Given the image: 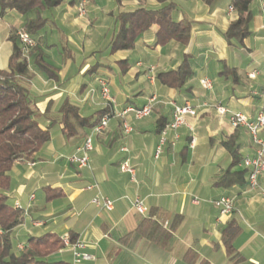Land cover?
<instances>
[{
    "label": "crops",
    "instance_id": "1",
    "mask_svg": "<svg viewBox=\"0 0 264 264\" xmlns=\"http://www.w3.org/2000/svg\"><path fill=\"white\" fill-rule=\"evenodd\" d=\"M231 1L216 0L208 5L203 0H88L85 14H81L79 0H65L43 12L47 22L37 36L41 51L47 56L42 46L49 48L48 36L54 34L57 42H67L64 49L77 55L71 53L63 69L54 66L57 79L31 63L30 97L40 113L41 127L53 133L34 163L20 161L10 172V187L5 192L8 203L25 214L24 224L13 234L17 250L30 237L50 233L86 243L85 252L94 259L80 264H264V198L260 190L250 189L248 172L245 184L216 186L232 164L224 145L229 137L238 135L242 162L255 153L249 133L235 128L230 114L221 116L216 107L253 120L264 104L259 97L264 92V14L255 1L250 36L242 44H230L224 33L238 20L230 9ZM169 4H174L175 22L192 24L188 44L171 41L158 45L159 27L154 25L133 49L111 52L118 15L158 10ZM24 23L16 11L0 16V71L8 68L12 38L24 29ZM51 46L57 43L53 41ZM185 57L190 59L192 78L180 90L162 84L158 75L178 69ZM254 72L256 78H250ZM204 78L212 81L211 90L202 87ZM103 82L116 100L117 112L127 107L140 109L153 97L156 103L146 119L127 116L133 128L130 134L124 132L122 118L112 117L107 131L93 140L90 168L78 169L68 157L91 130L66 135L60 111L68 102L79 108L81 116L96 119L97 112L107 109L101 96ZM186 102L197 116H187L186 125L170 131L161 145L162 130L172 122L174 107ZM125 162L134 169L133 175L121 171ZM242 162L238 169L245 170ZM260 186L264 189V175ZM98 195L113 201L114 209L92 204ZM224 197L234 201L229 216H221L215 204ZM136 198L144 200L145 214L134 208ZM149 218L163 225L166 236L162 244L149 247L148 239L140 236L128 243L123 240ZM230 223L240 229L234 240L236 259L222 240L223 229ZM188 252L195 255L193 263L186 259ZM52 258L74 264L68 249Z\"/></svg>",
    "mask_w": 264,
    "mask_h": 264
},
{
    "label": "trees",
    "instance_id": "2",
    "mask_svg": "<svg viewBox=\"0 0 264 264\" xmlns=\"http://www.w3.org/2000/svg\"><path fill=\"white\" fill-rule=\"evenodd\" d=\"M65 0H0V16L9 11H16L24 19V30L36 41L29 59L22 54L17 35L12 38L13 53L6 70L0 71V264H71L52 258V255L64 248L63 239L55 234L46 233L30 237L22 250L16 249L14 231L24 224L23 210L14 208L8 203L6 191L10 187V172L20 161L34 163L38 153L51 141L50 128H42L39 122L40 113L30 97L27 80L31 78V63L49 78L57 79L58 70L46 61L41 51L37 36L46 26L43 12L64 3ZM211 5L216 0H203ZM256 0H232L231 7L238 14V20L224 33L228 43L242 44L250 36L249 23L252 18L251 6ZM174 4L158 10L140 9L118 15V28L111 41V52L134 48L138 38L152 26L158 25L157 44L167 45L176 41L186 45L190 41L192 24L188 21L175 22L172 19ZM32 60V62H31ZM193 76L189 57H185L176 70L161 73L158 80L165 86L180 90ZM110 109L99 111L92 117H83L79 108L65 103L61 108L63 132L68 136L79 135L81 131L92 130L108 114ZM164 128V127H163ZM165 129V128H164ZM163 129V130H164ZM162 130V131H163ZM224 143L232 156V164L216 181V186L227 188L233 184L246 183V170L238 169L242 162L239 153V140L235 133ZM163 215V214H162ZM161 217V216H160ZM240 229L230 223L222 232V240L228 254L236 259L234 240ZM134 236L145 237L149 247L159 246L165 238L163 225L152 218L144 220L133 232L124 237L128 243ZM72 242L76 239L68 237ZM195 255L188 252L186 259L194 262Z\"/></svg>",
    "mask_w": 264,
    "mask_h": 264
},
{
    "label": "built area",
    "instance_id": "3",
    "mask_svg": "<svg viewBox=\"0 0 264 264\" xmlns=\"http://www.w3.org/2000/svg\"><path fill=\"white\" fill-rule=\"evenodd\" d=\"M79 1L80 13L85 14V6L88 3V0ZM256 1L260 3L264 14V0ZM231 11H233L232 8ZM16 35L20 41L23 56L29 59L30 53L36 45V41L24 29L19 30ZM249 76L250 78L255 79L257 73L254 72ZM152 80H154V77H152ZM200 82L204 89L211 90L213 88L212 81L207 78L202 79ZM101 96L105 102L106 108L110 109V112L102 117L100 122L91 130V133L85 138L83 144L76 150L74 154L68 157V161L72 165L76 166L78 169L90 168V152L94 149L93 140L96 136H100L107 131L110 119L112 117L115 116L122 118L124 132L126 134H130L133 131V128L126 121L127 116L131 115L136 120L146 119L151 116L154 105L156 103V98L153 97L148 101V103L144 107L140 109L127 107L122 112H117L116 100L112 97L109 86L104 82L101 85ZM259 97L263 100L264 103V92L260 93ZM216 109L221 116L230 114V120L232 125L235 128H244L251 136L252 142L255 147V153L253 156H248L244 158L242 165L248 172L247 182L250 189L260 190V193L264 198V189L260 188V178L264 175V104L256 118L253 120L243 113H230L223 106H217ZM187 116H197V111L190 102H186L182 106L174 107L172 122L167 125L161 133V145L165 143L167 135L170 131H176L181 126L186 125ZM177 139L178 137H176V140ZM121 171L128 172L132 175L134 174V169L129 165L128 162L123 163V165L121 166ZM194 202L198 203L199 201L195 199ZM92 204L107 211H112L114 209L113 201L99 195L93 198ZM215 204L220 209L221 216H229L234 211V201L232 198H221L216 201ZM133 206L141 214H145L147 211L144 200L140 198H136L134 200ZM63 242V249H68L73 253L74 264H80L82 262L91 261L94 259L92 256L85 252L87 247L86 243L82 241L72 242L68 237L64 238ZM19 248L22 250L23 246H19Z\"/></svg>",
    "mask_w": 264,
    "mask_h": 264
},
{
    "label": "rangeland",
    "instance_id": "4",
    "mask_svg": "<svg viewBox=\"0 0 264 264\" xmlns=\"http://www.w3.org/2000/svg\"><path fill=\"white\" fill-rule=\"evenodd\" d=\"M253 9H255V4L253 5ZM48 37H49L48 38L49 48L46 45L42 46L43 51L47 54L46 61L53 67L56 66L58 69H63L64 65H66V63L70 57V54L72 53L71 54L72 57H75L77 55V53H76V51H74L72 49L70 51H67L66 49H64V47L67 45V42L66 41L57 42L54 34L53 35L49 34ZM53 41L57 43L56 47L51 46ZM133 99L136 101L137 104L142 103V100L139 98H133ZM51 133H53V132L51 131Z\"/></svg>",
    "mask_w": 264,
    "mask_h": 264
}]
</instances>
